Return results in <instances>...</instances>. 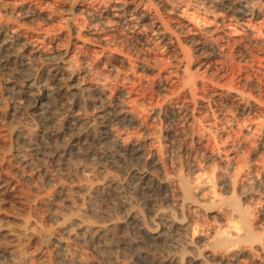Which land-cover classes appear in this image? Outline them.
Segmentation results:
<instances>
[{"label": "rangeland", "instance_id": "obj_1", "mask_svg": "<svg viewBox=\"0 0 264 264\" xmlns=\"http://www.w3.org/2000/svg\"><path fill=\"white\" fill-rule=\"evenodd\" d=\"M13 1L14 0H0L1 4L5 2L2 6L0 4V10H1L0 20H3L4 22H9L10 25H13L14 28H18V26L20 25L17 22L14 15H12V13L10 12L11 10L10 6H12V4L14 3H21V1L22 3L25 2V3L37 4L38 8L40 7L39 8L40 11L42 13L44 12L45 16L48 14L47 16H49L50 18H47L46 20L36 19V20H33L32 22L30 21V23L28 21L27 22L28 24L25 23V26L20 27L23 30V32H25V34L28 32L27 35L29 38L34 37L38 32H47L49 33L52 41H56V40L63 41V45H60V47L62 48L68 45V40H69L68 38H70L69 47L71 49V52L74 54L71 60L73 67L76 70H80V71H82V69L91 70L90 71L91 74L88 75L86 80L88 79L87 81H90L94 78L92 81H95V80L99 81V83L105 88V93H106L105 96L102 95L101 97H98V98H102V100L104 101L100 99H98V101L107 103L110 100L116 99L117 96L119 95V92L121 90H124L125 92H123L120 98L124 100L125 104L128 105V107L133 108V111L135 112L137 117L139 116L138 122L135 125L131 124L132 126H130L129 124H126V123L124 124V123L117 122V121H113V123L111 122L112 124H115V126L112 125V128L114 127L113 130H115L114 131L115 136H118V137L113 136L109 140H104V144H103V141L101 142V141L96 140L97 142L96 141L95 143L93 142L94 144H92V146L93 147L95 146L96 148H98V146L99 148L100 146L101 147L103 146L106 148L117 150L122 143H129V141L134 142V141L141 140L144 146H147L145 147L146 157L150 155L151 153L152 154L155 153L156 158H159L158 160H160L162 164L160 165L161 170L159 166V168H156V171H154L155 169L153 170V168L147 167L144 164L142 159L139 161L137 159H133L134 160L133 161L131 158H126V159L122 158L123 161L122 159H118L117 166H112L114 169L112 167H108V169L105 172L100 173V175H102L101 177L99 173H97L99 170V166L95 164L92 160H90L88 157L86 158L82 156L81 158V156L79 155H73V156L67 155L69 157V160H67L66 166L62 168V171H64L62 173L60 167L57 166L58 164L56 162V158L50 157V154L51 156L55 155L58 147H60L63 144L64 140L66 139V135L62 136L64 134L63 133L64 130L62 131V128H60L59 130L56 129L55 128L56 124H58L59 122L62 123V120H63L62 118L66 115V112L68 114V113H72V111H76L81 116H84V117L91 116L92 117L93 114L97 111V108H95L93 104L90 103L86 99L87 98L86 95H82L81 105L72 107L73 108V109L71 108L72 111L71 109L69 111L62 110V109L55 110L56 116L62 117L63 115V117L62 118L60 117L61 119L57 117L56 122L50 121V120L44 122V120L40 116H36V114L34 115L31 112H28L30 114H26V116L25 114H22L21 112L16 113L14 116L13 115L10 116L8 114V111H9L8 108L12 106L13 104H12V101L7 100L6 107L3 109H0V113L2 114L0 115L1 117L0 119V180L4 179L3 181L11 184L12 190L11 192L9 191L6 194L0 195L1 197L0 198L1 199L0 200V208H1L0 216L3 217V215H5L6 219H8L9 222H11V224L9 223L10 226L13 228L15 226L19 227V225L22 224L23 220L38 221L41 218L40 219L41 221L39 220L37 223L38 226L37 224H28L22 229L24 231H21L22 233L20 232L19 234L20 236L18 235L16 236V238L13 237L14 239L12 238V236L11 237L7 235L0 236L1 242H2L0 244H4L7 241L9 244L6 242L5 245L9 246L11 250L12 249L15 250V251L12 250V252H15L13 253V257L15 258L19 255L18 258L20 257L22 259L21 260L20 258L19 259L15 258L16 260L18 259L19 264H27V263L28 264H55V261H57L56 264L57 263L58 264H71V263L72 264H81V263L82 264H88V263L89 264L90 263L91 264L93 263L94 264L96 263L97 264H113V263L119 264L123 260H126V257L122 256V253L120 252L121 247H111L110 248L108 246V244L110 245L112 242V237H110L111 239L110 240L109 237H104L101 233L99 234V232H95L92 235V237H89L88 233L85 230L78 229L79 231L77 230L78 231L77 232L76 229L79 228L78 225H76L77 228L75 227V225H73L72 227L73 232H71L70 234L66 233L67 237L65 234H59V235L62 236L61 237L62 239L66 238L65 239L66 241H68L69 239L70 249L75 250L77 253L79 252L78 253L79 256L74 255V253L77 254L76 252L73 253V251H70L67 259L64 260L65 262L62 261L59 257H57L58 255L55 254L56 252L52 249V247H49L50 249L47 248L48 246L45 247L46 245L44 246L43 244L44 240H42L41 238L39 239V237L37 236L38 234H40V231L45 232L46 229L48 230V229L55 228L58 221H61L62 216L63 217H70L72 215L82 216L83 219L86 218L84 219L86 222H88L90 225L92 224V226L96 228L95 230L109 224L110 221L111 222H114V221L123 222L125 223V228H123V230L120 231V233L125 236L127 234L126 237H132V238L136 237L137 239L142 240V245L144 247H148L149 243L147 241V238L141 235V233L138 230L140 223L136 219H133L131 216L132 211L134 209L137 211L141 209L139 212L143 213L141 215H144L143 218L144 220L146 219L145 223L150 224V222L152 221L154 217V212L152 211L153 207L162 208V209H165L167 207H172L176 203V200L174 196L172 197V193L174 194V192H171L170 190L172 188H169L168 189L169 191L167 192V196L169 194V197H168L169 199H167L166 196L163 197L164 194H160L156 191H151L150 193V191L146 188H143V191H142V188L139 190V188L135 186L137 182L136 178L140 173H143L145 171L149 172L154 178H157V179L162 178V175L164 173L162 171H165L164 175H167L169 173L170 177L173 175H176L177 173L179 175H183L185 178H188L190 181L192 180L193 184H195V187H197V191L199 192V194H201L202 196L204 195L203 196L204 199L202 198V196H200V198H202L201 201L203 203L204 201L206 202L204 203L206 204V206H208L207 204L209 205H211V203L214 204V206H211L212 208L215 209L214 213L212 212L210 213L206 211L204 208H198V207L192 210L194 212H191L192 216L190 215L191 216V227H193V230L195 229L194 230L195 234H197L198 236L208 237L209 233L212 230H214L216 227H217L216 229L222 230L221 228H223V226L226 225L227 221L226 220L223 221V218L220 216L225 215V213L227 216L228 212H230L229 214H231L232 207L227 204L238 199L237 201H239L247 209L249 213V217L252 219L251 220L252 223H254L253 228L254 230L256 229L254 231L255 235L259 236L262 240H264V118H263L264 117V106H263L264 104L261 107L255 106L252 110L246 111V112L237 110L229 101H224L222 104H220V97L215 95V93H217L216 88L211 83H209V81L207 80L201 81L199 78H196L195 80H197L196 81L197 98L206 100L205 102L206 106L204 105L205 106L204 108L203 105L197 104L195 106L194 112L192 113L191 106L194 105L193 99L190 97V94L188 93V91L185 88L183 89L181 87L180 78L178 80V78L172 77V75L169 74L170 70H174L176 69L175 67L178 66V64L176 65V61H175L177 59L176 56H174L173 52L168 50L166 46L160 42V40H158L157 38H155V36H153L154 32L151 31L149 28L145 27L144 29H140L142 33L132 34L131 31H129L122 25L113 26L108 23L102 26L104 27L103 29H100L99 35L101 38L98 39L95 36H93L91 33H89V31L92 30L93 28L90 26L91 29H89L90 27H89V21L87 20L88 19L87 15L81 11L79 12V9L77 8L79 6L81 7V6L86 5L87 1L84 2L85 0H73V1L72 0H41V1L34 0L35 2L33 0L31 1L30 0H25V1L15 0L16 2L15 1L13 2ZM112 1L113 0H110V1L106 0L107 3H110ZM150 1L153 2L152 4H157V6L161 9L160 15L163 18V21L167 24V26L172 25L174 18H177L179 15V18L183 20L186 19L185 21L187 23L190 20V22L192 23L190 24L189 27L194 28V30L203 29L202 32H206L207 34L208 28L209 29L214 28L218 32L216 35L220 34L219 35L220 38L218 39V42H219L220 48L222 49L221 58L219 57L220 61L218 63L214 62V67L215 68L217 67V69H219L218 71L219 74L222 75L225 73V77L223 80L221 79V83L224 80L226 81L227 79H229V76L239 71L240 66L237 64V62L241 61V63H244V65L242 64V68H243L241 69L242 73L240 72L241 74L239 75L241 76H238L236 83L244 86V84H246V82L249 81L251 87L255 88V91L253 92L257 94L259 93L258 96L264 99V89H263L264 88V61H262L264 60V0L254 1L255 8L257 10V15H256L257 17L256 16L253 17V19L248 21V23L245 22L246 20L242 21L244 17H242V15L239 12L232 11L230 10V7H228V6L235 4V0L234 1L233 0L232 1L231 0H170V1L166 0L164 4L165 6L163 5L162 7L157 3L158 0H150ZM72 3L76 5L75 10L72 12L74 15L73 16L74 19L68 20L66 19L68 15L66 14V11L63 10V6H65L66 4L70 5ZM12 18H14L15 20ZM77 20L80 21L81 25L79 24ZM83 20L84 21L86 20V21L84 22ZM74 21L78 22L77 26H79V28L82 31V34L80 36H77L76 34H74L75 32H74L73 27H75L76 25V23L73 24ZM243 22L249 25L247 26ZM15 23H17V25ZM61 25L64 27H62ZM29 33H30V36H29ZM51 34H53V36H51ZM178 37H179V41H183L184 39L183 34H179ZM80 38L81 40H79ZM99 40L108 41L107 45L99 42ZM145 41H149V42L146 43ZM51 43L52 42L45 43L47 44L46 45L47 47L46 46L45 47L50 49L51 47H48L49 46L48 44H51ZM52 45L53 43L51 44V46ZM182 45L185 46L184 43H182ZM184 49L186 51L193 52V46L186 45ZM241 55H244V56L246 55V56L245 58H241L240 57ZM255 56L256 58L259 57L257 59L258 61L256 60ZM193 60L195 62L200 61V59H196L195 57L193 58ZM83 62L86 63V66ZM143 63L145 65H143ZM235 65L239 67H236ZM75 66H77V68ZM146 66H149V67L146 68ZM202 70L203 68L200 69L199 72H201ZM179 74L181 76L183 75L182 73H179ZM219 74H218V77L220 78ZM16 81L17 80H15L14 78L10 76V73L3 71V69L0 66V89L4 90L6 87L13 85ZM258 88L260 90L263 89L262 90L263 94H262V91L260 92ZM208 100L209 102H211L210 103L211 107L207 105ZM85 105H87V107ZM88 106H90L91 108H89ZM217 107H219L218 109L221 108L222 112H219L217 110ZM170 108H173L175 110V115L169 118L168 110ZM209 108L213 109V111L210 110ZM27 118H29V120H27ZM18 121L21 122L22 125L25 123L24 125H26L27 127L29 126L28 128L35 129L36 131L39 129L38 133H40V136L43 135L41 137L39 136L38 138V141L42 140L41 146L43 148H42V152H40L42 155L40 156V153H37L38 155H36L35 158L36 157H39V158L38 160L37 158L35 160H32L31 165L26 164L25 162H22V161H21L22 163L21 164L20 160L15 159V157L13 156L15 152L19 150L22 151L23 149L26 153H28V150H27L28 146H26L27 144L23 141V137H22L24 135H27L26 132L23 131L19 134L12 132L14 128V124L18 123ZM31 123L32 124L34 123V124L31 125ZM61 123L59 124L61 125ZM60 125L59 127H61ZM45 128L46 129L48 128V129L46 130ZM114 138L115 139L117 138L116 139L117 141ZM122 139L124 140L122 141ZM44 140H46L47 143H45L46 141ZM114 145H116V147ZM53 146H56V147H53ZM149 149H150V152H149ZM28 156L31 157V155H28ZM8 157H9V160L6 159ZM127 160L129 161L131 160V161L128 163ZM140 161L142 162L140 163ZM137 162H138V165H137ZM129 164L132 167L129 166ZM138 167L140 168L138 169ZM150 169L152 170V172ZM115 170H117V172ZM140 170L141 172H139ZM171 170L173 171L171 172ZM23 171L24 172L26 171L24 173L25 175H23ZM46 171H47V174H46ZM131 171L133 173H131ZM157 171L158 172L161 171L162 173H158ZM49 172L51 176L53 175L52 183L51 181L50 182L47 181V177L50 176ZM20 173L22 175H20ZM40 173H42L43 175H41ZM57 173L60 175H58ZM113 173L115 174V177H113L114 176L112 175ZM118 173L122 174V176L120 175L121 176L120 177ZM202 173L204 175L203 177H201ZM132 174H133V177H130L132 176ZM210 174L212 176H210ZM92 176H94L95 178L94 177L91 178ZM107 176L108 177L110 176L111 177V178L109 177L110 179H114L116 185L114 184L115 186L110 185L109 187H106V189L104 190L105 192L103 196H101V199H103V201L99 197H96V196H94L95 198L92 197L94 200L92 198L90 199L89 197H87L85 201L83 200L84 202L78 199L79 193H80V192L77 193L78 184L86 182V181H95L96 179H97L96 182L101 183L100 180L101 181L103 180L102 182H104V179H106ZM208 176L209 178L212 177L214 181L210 179L211 182L209 181L207 183V181L209 180ZM224 176H227V177H224ZM55 177L58 180V182L55 179ZM70 178L71 179L73 178L72 180L76 181L77 183L72 182ZM82 178H85V179H82ZM223 178L231 179L233 183L235 184V188L233 190L228 189L225 186V181L223 180ZM119 179L120 180L122 179V180L120 181ZM121 183L124 185H122ZM210 183L211 185L212 183H214L213 185L215 186L211 187ZM12 184H14L15 186H13ZM36 184H39V185H36ZM133 184L135 185L133 186ZM69 186H71L72 188L71 190ZM111 186H113V188ZM198 188L201 189L204 193H200L202 191L199 190ZM68 189L70 191H68ZM213 190L214 191L216 190L215 191L217 192L215 193L216 195L212 193L214 192ZM145 191L147 192V194ZM123 193L126 195L123 196L124 195ZM212 194H214L216 198H213L214 195ZM30 195L32 196L30 197ZM33 196L35 197L33 198ZM118 196L121 197V199L123 200H121ZM218 196H219V199L217 198ZM170 197H172V199ZM211 197L215 200L211 201L213 200ZM224 197L227 199V201H225L226 199ZM233 197L235 200H230V199H233ZM164 198L167 200H165ZM221 198H223L222 201H220ZM44 199L46 201H44ZM96 199H99V200L97 201ZM42 200L44 201V203H42L43 202ZM215 201L217 203L218 201L222 203H220L218 206V204ZM78 202H79V206H78ZM170 202L173 203V204L171 203L172 206L169 204ZM63 203H65V205ZM215 204H217L218 207ZM82 205H84L85 208ZM92 205H94L95 207H92ZM31 206H33V208ZM35 207H38V208L36 209ZM55 207H57V209H55ZM62 207L63 209H61L62 210L61 211L60 208ZM82 208H84V210ZM87 208H89V210H86ZM94 208L95 209L97 208L96 209L97 211H95ZM226 208H228L229 211ZM54 209L56 210V212ZM59 211H61L62 213H60ZM75 211L76 213L77 212L78 213L76 214ZM87 211L89 213H91L92 211L93 212L91 213L92 215L91 214L89 215ZM98 212L102 214L100 215L98 214ZM218 213H221V214H218ZM32 215L35 216V217H32L33 219L29 217ZM38 216H40V218ZM121 216L124 217V219ZM89 217L90 218L92 217V218L90 219ZM10 218H12L11 221H10ZM95 219L96 221L97 220L98 221L96 222ZM54 224L56 225L54 226ZM34 225L37 226V229H36V226ZM44 225L48 227L46 226L44 227ZM31 227H34V228L31 229ZM26 232L30 235H28ZM30 232L32 233V235ZM34 234L37 236V238ZM80 235L83 238H81ZM8 238L10 240H8ZM72 238L74 241L72 240ZM3 240L4 241L6 240V241L4 242ZM12 240L18 241V243L15 241L14 243H12L13 242ZM79 242H81V244ZM202 244H203L202 241L198 244L200 248L203 247ZM42 248L44 251L42 250ZM18 249L20 250V252ZM23 250L25 252V253L23 252L24 255H22L21 253V251ZM18 252L21 253L22 256H20ZM27 252L30 254H28ZM115 252H116V255H115ZM53 255H55L56 257ZM50 256L53 258H51ZM83 256H84L83 260L86 261L87 263L84 262L82 259H80ZM58 259H60L61 261ZM79 260L80 261L82 260V261L80 262ZM244 261H243V264H250V263L251 264H261L258 261L253 262L246 258L244 259ZM219 264H222V263H219ZM223 264H234V263L223 262Z\"/></svg>", "mask_w": 264, "mask_h": 264}, {"label": "bare ground", "instance_id": "obj_2", "mask_svg": "<svg viewBox=\"0 0 264 264\" xmlns=\"http://www.w3.org/2000/svg\"><path fill=\"white\" fill-rule=\"evenodd\" d=\"M37 1H41V0H37ZM86 1H87L86 5L81 6V7L79 6L77 8L79 9V12L81 11L87 15V18H88L87 20L89 21V27L91 26L93 28L92 30L89 31V33H91L96 38H98V39L101 38L99 35V31H100V29L104 28V27H102L103 25H106L108 23L113 25V26L122 25L126 29L131 31L132 34L142 33L140 29H144L146 27V28H149L151 31L154 32L153 36H155V38L160 40V42L163 43L168 50L173 52L174 56H176V58H177L175 61H176V65L178 64V66L175 67L176 69L170 70L169 74L172 75V77L178 78V80L180 78L181 87L183 89L185 88L188 91V93L190 94V97L193 99L194 105L191 106V112L192 113L194 112L195 106L197 104L206 106V103H205L206 100H203L201 98H197V84H196L197 80H195L196 78H199L201 81L207 80V81H209V83H211L216 88L217 93H215V95L220 97V104H222L224 101H229L237 110L244 111V112L252 110L255 106L261 107L264 104V99H262L260 96H258L259 93L257 94V93L253 92V91H255V88L251 87L249 81H247V82L245 81L246 84H244V86L236 83L238 76H241L239 74L242 73L241 72L242 71L241 69H243L242 64L244 65V63H241V61L237 62V64L240 67L235 65L236 67L240 68L239 71L235 72L234 74L229 76V79H227L226 81L224 80L225 82L223 81L221 83V79L222 80L224 79L225 73L220 75L218 72L219 69H217V67L216 68L214 67V62L218 63L220 61L219 57L221 58L222 49L220 48V45L218 42V39L220 38L219 37L220 34L216 35L218 32L214 28L213 29L208 28L207 34H206V32H202L203 29L202 30H197V29L194 30V28L189 27L192 22H190V20H189L187 23L185 21L186 19L185 18H184L185 20L180 19L179 15L177 18H174L172 25L167 26V24L163 21V18L160 15L161 9L157 6V4H152L153 2H151L150 0H113L110 3H107L106 0H85L84 2H86ZM107 1H110V0H107ZM165 1L166 0H158L157 3L162 7L165 4ZM254 1L255 0H235V4L228 6V7H230V10H232V11L239 12L242 15V17H244V19L242 21L246 20L245 22L248 23V21H250L251 19H253V17H255L257 15V10L255 8V4H254L255 2ZM3 4H1V6ZM166 4H168V3H166ZM10 5H11V3H10ZM10 5H8V6H10ZM10 7H11L10 12L12 13V15H14V17L16 18V20L20 26H18V28H14L13 25H10L9 22H4L3 20H0V66L3 69V71L10 73V76L17 81L13 85L6 87L4 90L0 89V109L5 108L7 100H10V101H12V104H13L12 106H10L8 108L9 109L8 114L10 116H12V115L14 116L18 112L19 113L21 112L22 114H25V116H26V114H30L28 112H31L34 115L36 114V116H40L44 120V122L48 121V120L56 122L58 116H56L55 110L62 109V110H68L69 111L72 107H76L78 105H81L82 95H86L87 98L86 97L85 98L90 103H92L95 108H97V111L93 114V116L92 117L91 116L90 117L81 116L76 111H72V109H73L72 108L71 109L72 113L67 114V112H66V115L64 113V115H65L64 117L62 115L63 118L61 116L58 117V118L61 117L63 119L62 123L59 122V123H61V125L58 123L61 127H59L58 124H56V126H55V128L58 130L60 128H62V131L64 130V132H63L64 134L62 136L66 135V139L64 140L63 144L60 147H58V149H57L58 152L57 151H56V153L54 152L55 155H53V156H51V154H50V157L56 158V162L58 164L57 166L60 167L61 171H62V168L64 166H66L67 160H69V157L67 155H72V156L73 155H79V156H81V158H82V156L86 157V158L88 157L90 160H92L95 164H97L99 166V170L97 172V173H99V175H100V173L105 172L108 169V167L117 166L118 159H122V158H125V159L131 158L132 160L137 159L138 161L142 159L144 164L147 167L153 168V170L155 169L154 171H156V168H159V166L162 164H161L160 160H158L159 158H156L155 153H153V154L151 153L150 155H148L146 157L145 147H147V146H144V144L141 142V140L140 141H134V142L129 141V143H122V144L118 141L121 145L119 146V148L117 150L111 149V148H106L103 146L102 147L100 146V148H99V146H98V148H96L95 146L94 147L92 146V144H94L96 140L101 141V142L103 141V144H104V140H109L111 137L115 136V133H114L115 130H113L114 127L112 128V125L115 126V124H112L113 121L121 122L124 124L126 123V124H129L130 126H132L133 124L135 125L138 122L139 116L137 117V115L133 111V108L128 107V105L125 104L124 100L120 98V96L125 91L121 90L116 99L110 100L107 103H103V102L98 101V99L102 100V98H98V97H101L102 95L105 96V94H106L105 88L99 83V81H96V80L92 81L94 78L90 81H87L88 79L86 80L88 75L91 74V72H90L91 70L82 69V71H80V70H76L73 67L71 60H72V56H74V54L71 52V49L69 47L70 38H68L69 39L68 45L67 46L65 45L66 47L62 48V47H60V45H63V41H60V40L59 41L58 40L52 41L49 33H47V32H38L35 36L33 35L34 37L29 38L27 35L28 32L25 34V32H23V30L20 28L21 26H25V23L28 24L27 23L28 21L30 23V21L32 22L33 20H36V19L46 20L47 18H50L49 16H47L48 14L45 16L44 12L42 13L40 11V9H39L40 7L38 8L37 4H34V3L33 4L32 3H25V2L22 3V1H21V3H14ZM75 8H76V5L74 3H72L70 5L66 4L65 6H63V10H65L66 14L68 15L66 17V19H68V20L74 19L73 18L74 15L72 12L75 10ZM11 13H10V15H11ZM232 13H230V14H232ZM12 19H14V18H12ZM77 21L73 22V24L76 23V25H75V27H73V26L72 27L74 28V32H75L74 34H76L77 36H80L82 34V31L79 28V26H77L78 22L80 24V21H78V22ZM247 23H244V24L247 25ZM15 24L17 25V23H15ZM64 25H66V24H64ZM62 27H64V26H62ZM91 27L89 29H91ZM63 31H64V29H63ZM91 31H93V32H91ZM179 34H183V36H184L183 41H179V37H178ZM83 35H85V34H83ZM29 36H30V33H29ZM51 36H53V34H51ZM69 36H70V34H69ZM229 37H230V35H229ZM79 40H81V38ZM50 42H52L53 45L51 46L52 43L48 44L49 45L48 47H51L50 49H48V48H46L47 44H45V43H50ZM76 42H78V41H76ZM99 42L107 45L108 41H100L99 40ZM145 42L148 43L149 41H145ZM60 43H62V44H60ZM182 43H184L185 46H183ZM186 45L193 46V52L186 51L184 49L186 47ZM245 56L241 55L240 57L245 58ZM256 56H255V58H256ZM194 57L196 59H200V61L195 62L193 60ZM258 58H256V60ZM261 58H262V56H261ZM126 60H127V58H126ZM239 60H241V59H239ZM253 60H255V59H253ZM235 61H236V59H235ZM262 61H264V60H262ZM86 63H87V61H86ZM86 63H84L85 66H86ZM246 64H248V63H246ZM143 65H145V64L143 63ZM75 67L77 68V66H75ZM147 67H149V66H146V68ZM151 67H153V66H151ZM87 68H89V67H87ZM202 68H203V70L201 72H199L200 69H202ZM236 70H237V68H236ZM1 72H2V70H1ZM179 73H182L183 75L181 76ZM230 73H232V72H230ZM218 74L220 75V78L218 77ZM89 77H91V76H89ZM226 78H228V77H226ZM263 89H261V90L259 89L260 92ZM262 94H263V91H262ZM102 101H104V100H102ZM210 103L211 102H209V100H208L207 105L209 107H211ZM85 106L87 107V105H85ZM90 106H92V105H90ZM90 106H88V107L91 108ZM205 106H204V108H205ZM213 108H215V107H213ZM218 108L219 107H217V110L219 112H222V109L221 108L218 109ZM78 109H79V107H78ZM209 109L213 111V109H211V108H209ZM87 112H89V111H87ZM214 113H216V112H214ZM168 114H169V116H168L169 118L174 116L175 110L173 108H170L168 110ZM0 115H2V114L0 113ZM29 118H27V120H29ZM0 119H1V117H0ZM23 119H25V118H23ZM15 120H17V119H15ZM3 121H5V120H3ZM24 124L22 125L21 122L18 121V123L14 124V128H13L12 132H15L16 134L17 133L19 134L23 131L26 132L27 135H24L22 137H23V141L27 144L26 146H28V149H27L28 153H26L23 149L22 151L19 150V151L15 152L13 154V156L15 157V159L20 160V163L22 161V162H25L26 164L31 165L32 160H35L36 158L38 160L39 157L35 158V156L38 155L37 153L42 152V148H43L41 146L42 140L38 141V138L40 136V133H38V130H39L38 127H37L38 130L36 131L35 129L28 128L29 126L27 127ZM33 124L31 123V125H33ZM52 126H54V125H52ZM44 127H42V128H44ZM116 135H117V133H116ZM41 136H43V135H41ZM49 137H51V136H49ZM115 137H118V136H115ZM63 138H62V140H63ZM123 140L124 139H122V141ZM44 141H46V140H44ZM45 143H47V141ZM106 143H107V141H106ZM7 146H5V147H7ZM114 146L116 147V145H114ZM15 147H17V146H15ZM53 147H56V146H53ZM5 150H6V148H5ZM29 152H31V153H29ZM149 152H150V149H149ZM49 153H50V151H49ZM28 155H31V157H29ZM41 155L42 154L40 153V156ZM9 157L6 159L9 160ZM122 161H123V159H122ZM127 161L129 163L131 160L130 161L127 160ZM141 162L142 161H140V163ZM137 165H138V162H137ZM129 166H131V165L129 164ZM22 168H24V167H22ZM122 168H123V166H122ZM139 168L140 167H138V169ZM60 169H59V171H60ZM160 170H161V166H160ZM115 171L117 172V170H115ZM132 171H131V173H133ZM172 171L173 170H171V172ZM25 172L23 171V175H25L24 174ZM63 172L64 171H62V173ZM139 172H141V170ZM145 172L140 173L137 176L136 185L133 184V186L135 185L136 187L139 188V190L142 188V191H143V188H146L150 191V193H151V191H156L160 194H164L163 197L166 196L167 199H169L168 198L169 194L167 196V192L169 191L168 189L172 188L173 190L170 189L171 192H174V194L172 193V197L174 196L175 200H176V203L174 204V206H172V204H173L172 202L175 200H173L172 202L169 203L172 207H167L165 209L153 207L152 211L154 212V217H153L152 221L150 222V224L145 223L146 219L144 220V218H143L144 215H141L143 213L139 212L141 209L139 211H137L135 209L132 211L131 216L133 219H136L140 223L138 230L141 233V235H143L147 238V241L149 243L148 247H144L142 245V240L137 239L136 237L135 238L134 237L133 238L132 237H126L127 234H126V236L122 235L120 233V231H122L123 228H125V223H123V222H117V221L113 220L114 222L110 221L109 224L95 230L96 228L94 226H92V224L90 225L88 222H86L84 220L86 218L83 219L82 216H77V215L73 216L72 214H71L72 216H70V217H63L62 216L61 221L57 220L58 221L57 225L54 224V226L56 225L55 228L48 229V230L46 229L45 232L40 231V234L37 233L38 234L37 236L39 237V239L41 238L42 240H44L43 244H44V246L46 245L45 247H47V246H48L47 248L52 247V249L56 252L55 254L58 255L57 257H59L62 261L67 259L70 251H73V253L76 251L70 249L69 239H68V241H66L65 240L66 238L62 239L61 238L62 236H60L59 234H65V235H66V233L70 234L71 232H73L72 231L73 225H75L76 228H77L76 225H78L79 228H77L76 231L78 229L85 230L88 233L89 237H92V235L95 232H99V234L101 233L104 237H109V239H110V237H112V242L110 245L108 244V246L110 248L111 247H121L120 252L122 253V256L126 257V260H123L122 262L120 261L121 263H119V264H213V263H215V264L216 263H218V264L222 263L223 264V262H232L234 264H243V261L245 258L248 260H251L253 262L258 261L261 264H264V240H262L259 236L255 235L254 231L256 229L254 230V228H253L254 223H252V221H251L252 219L249 217V213H248L247 209L239 201H237L238 199L235 200L233 197V199H230V200H235V201H233L229 204L226 203L227 205L232 207L231 208L232 209L231 214H229L230 212H228L229 210H228V208H226L228 210L227 212L230 216L228 214L226 216V213H225V215L222 214L223 216L219 215L220 217L223 218V221L224 220L227 221L226 225L223 226V228H221L222 230L216 229L217 228L216 227L214 230H212L209 233L208 237L198 236L197 234H195V231H194L195 229L193 230V227H191V216H192L191 212H194L192 210H194V208L198 207V208H204L206 211H208L210 213L211 212L214 213L215 209L211 207V206H214V204L211 203V205L207 204L208 206H206V204H204L206 202L204 201V203H203L201 201L202 198L204 199V197H203L204 195L202 196L201 194H199V192L197 191V187H195V184H193L192 180L190 181L188 178H185L183 175H179L177 173L178 175L176 174V175H173L170 177L169 173L167 175H164L165 171H162V172H164L162 175V178L157 179V178H154L149 172H146V173ZM151 172H152V170H151ZM162 172L159 171L158 173H162ZM42 173H40V174L43 175ZM203 173H202L201 177L204 176ZM46 174H47V171H46ZM20 175H22V174L20 173ZM49 175L50 176L47 177V181H49V182L51 181V183H52V180H53L52 176L53 175L51 176L50 172H49ZM58 175H60V174H58ZM112 175H114L113 177H115L114 173ZM120 175L122 176V174H119V176ZM200 175H201V173H200ZM100 176L102 177V175H100ZM210 176H212V175L210 174ZM44 177H46V176H44ZM58 177H60V176H58ZM66 177H68V176H66ZM82 177H84V176H82ZM93 177L94 176H92L91 178H93ZM109 177L107 176L106 179H104V182H102L103 180L101 181L100 180L101 178H100L99 180L101 183L96 182V180H97L96 179L95 181H86V182L80 183L78 185L76 184L77 190H78L77 193L80 192L78 199L80 201H83V200L85 201V199L87 197H89L91 199L94 196L99 197L101 199V196H103V194L105 192L104 190L106 189V187H109L110 185L115 184V180L110 179L111 177L110 178ZM130 177H133V174ZM224 177H227V176H224ZM28 178H30V177H28ZM98 178H99V176H98ZM42 179H43V177H42ZM55 179H56V177H55ZM59 179H61V178H59ZM72 179L70 178V180H72ZM82 179H85V178H82ZM129 179H127V180H129ZM208 179L209 180L207 181V183L210 181V179L213 180L212 177L209 178V176H208ZM3 180H0V195L6 194L9 191L11 192V190H12L11 184H9ZM223 180L225 181V186L228 189L233 190L235 188V184L233 183V181L231 179H224L223 178ZM47 181H46V183H47ZM43 182H44V180H43ZM57 182H58V180H57ZM72 182L77 183L76 181H73V180H72ZM54 184H56V183H54ZM67 184H69V183H67ZM213 184L214 183H212V185H211V183H210V186L211 187L215 186ZM12 185L15 186L14 184H12ZM36 185H39V184H36ZM60 185H61V183H60ZM122 185H124V184H122ZM59 187H61V186H59ZM69 187L71 190L72 189L71 186H69ZM111 187L113 188V186H111ZM120 188H121V186H120ZM214 189H215V187H214ZM70 190L68 189V191H70ZM199 190H201V189H199ZM211 190H212V188H211ZM117 191H119V190H117ZM215 191L212 193H214V194L217 193ZM200 193H204V192L202 191ZM59 194H61V193H59ZM107 194H109V193H107ZM146 194H147V192H146ZM214 194H212V195H214ZM125 195L126 194H124L123 196H125ZM215 195L213 196V198H216ZM31 196L32 195H30V197ZM35 196H33V198ZM104 196H106V195H104ZM200 196H202V198H200ZM146 197H148V196H146ZM172 197H170V198L172 199ZM38 198H40V197H38ZM51 198H52V196H51ZM119 198L121 199V197H119ZM217 198L219 199V196ZM167 199H165V200H167ZM208 199H210V198H208ZM96 200L98 201L99 199H96ZM101 200L103 201V199H101ZM121 200H123V199H121ZM214 200L215 199H213L211 201H214ZM222 200H223V198H221L220 201H222ZM44 201H46V200L44 199ZM44 201L42 203H44ZM208 201H210V200H208ZM225 201H227V199ZM79 202H78V206H79ZM93 203H94V201H93ZM126 203H128V202H126ZM220 203H222V202L218 201V203H217L218 206ZM63 204L65 205V203H63ZM86 204H88V203H86ZM132 204H133V202H132ZM217 204H215V205L217 206ZM33 205H34V203H33ZM82 206H84V205H82ZM220 206H222V205H220ZM31 207L33 208V206H31ZM92 207H95V206L92 205ZM35 208L37 209L38 207H35ZM84 208H85V206H84ZM84 208H82V209L84 210ZM89 208H87L86 210H89ZM55 209H57V207H55ZM61 209H63V207L60 208V210ZM96 209H95V211H97ZM61 211H59V212L62 213ZM55 212H56V210H55ZM67 213H69V212H67ZM75 213H76V211H75ZM88 213H87V215H88ZM91 213H93V212L91 211ZM91 213H89V215ZM111 213H112V211H111ZM12 214H13V212H12ZM98 214H100V213L98 212ZM215 214H217V213H215ZM218 214H221V213H218ZM211 215H213V214H211ZM4 216L5 215H3V217L0 216L1 217L0 218V236L7 235L10 237L12 236V238L13 237L16 238V236H18L21 231H24L22 229L25 226H27L28 224H37L38 221L41 219L40 216H38L40 218L38 221H36V220H23L22 224H20L19 227L15 226L17 228H15V227L13 228L10 226L11 222H9V220L6 219V216L4 218ZM29 217H31V219H33L32 217H35V216L32 215ZM98 217H100V216H98ZM59 218H61V217H59ZM87 218H88V216H87ZM122 218L124 219V217H122ZM11 219L12 218H10V221H11ZM96 219H95V221H96ZM112 219H110V220H112ZM133 219H131V220H133ZM106 221H108V220H106ZM15 224H17V223H15ZM34 226H36V225H34ZM37 226H38V224H37ZM37 226H36V229H37ZM45 226L46 225H44V227ZM46 227H48V226H46ZM33 228L34 227H31V229H33ZM33 232H34V230H33ZM28 235H30V234H28ZM31 235H32V233H31ZM199 235H201V234H199ZM37 236H36V238H37ZM28 237H30V236H28ZM66 237H67V235H66ZM80 237H81V235H80ZM33 238H34V236H33ZM81 238H83V237H81ZM74 239H76V238H74ZM8 240H10V239L8 238ZM72 240H73V238H72ZM14 241L12 243H14ZM37 241H38V239H37ZM201 241L203 242L202 248H200L198 245ZM6 242L4 244H0V264H19L18 263V259L20 258V257L18 258L19 255L17 257H15V258H18L16 260L13 257V253H15V252H12L13 249L11 250V248L9 246L5 245ZM15 242L18 243V241H15ZM105 242H106V240H105ZM0 243H2L1 237H0ZM39 243H40V241H39ZM79 243L81 244V242H79ZM110 248H108V249H110ZM75 249H76V247H75ZM42 250H43V248H42ZM79 250H80V248H79ZM13 251H15V250H13ZM19 252H20V250H19ZM23 252H24V250L21 251L22 255H24ZM99 252H101V251H99ZM21 253H19L20 256H22ZM73 253H71V254H73ZM78 253L77 254L74 253V255H78ZM28 254H30V253H28ZM117 254H119V253H117ZM115 255H116V252H115ZM53 256H55V255H53ZM51 258H53V257H51ZM54 259H56V258H54ZM60 259H58V260H60ZM80 259L83 260L84 256ZM24 262H25V260H24ZM56 262L57 261H55V264H56ZM84 262H86V261H84ZM244 263H245V261H244ZM113 264H115V263H113Z\"/></svg>", "mask_w": 264, "mask_h": 264}]
</instances>
